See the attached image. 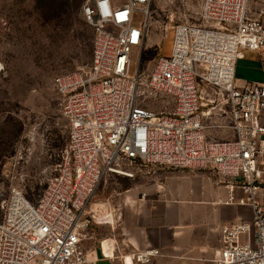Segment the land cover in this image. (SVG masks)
I'll list each match as a JSON object with an SVG mask.
<instances>
[{
    "label": "built area",
    "instance_id": "obj_1",
    "mask_svg": "<svg viewBox=\"0 0 264 264\" xmlns=\"http://www.w3.org/2000/svg\"><path fill=\"white\" fill-rule=\"evenodd\" d=\"M200 1V23L178 24L171 56L158 58L145 76L140 61L152 0H86L92 60L53 81L67 143L36 203L16 188L2 203L0 264H96L86 242L89 204L101 183L154 168L211 171L229 193L227 205L252 212L250 221L222 228L213 258L167 264H264V83L239 85L235 76L245 53L264 52V0ZM147 99L168 101L173 110L155 112L143 105ZM225 107L229 121L221 127L232 137L207 139L206 118ZM112 247L105 254L101 243L102 258L126 264ZM129 254L134 264L162 256L155 248Z\"/></svg>",
    "mask_w": 264,
    "mask_h": 264
},
{
    "label": "rangeland",
    "instance_id": "obj_2",
    "mask_svg": "<svg viewBox=\"0 0 264 264\" xmlns=\"http://www.w3.org/2000/svg\"><path fill=\"white\" fill-rule=\"evenodd\" d=\"M85 2L0 0V214L2 203L14 188L31 203L37 202L66 146L68 123L53 81L88 66L92 60L94 31L82 15ZM200 4V0H152L150 28L140 61L145 76L158 58L171 56L178 24L200 23ZM133 64L131 76L139 64L138 54ZM168 103L147 99L143 105L158 113H169L173 105ZM218 111L205 120L209 140L232 137L231 131L221 127L229 121L227 107ZM199 173L197 169L154 168L135 178L106 177L89 204L93 232L86 242L87 249L97 250L101 256L102 241L115 237L124 240L122 229L132 223V210L148 205L171 203L165 210L168 221L181 226L184 233L194 230V234L202 235L216 213L210 203L213 187L220 186L212 172L207 175L214 186L204 184L207 178ZM174 188H178L175 196ZM263 197L260 191L258 200L264 202ZM228 198H222V204H227ZM97 204L112 215L113 223L107 215L95 214ZM97 264L111 263L100 260Z\"/></svg>",
    "mask_w": 264,
    "mask_h": 264
},
{
    "label": "crops",
    "instance_id": "obj_3",
    "mask_svg": "<svg viewBox=\"0 0 264 264\" xmlns=\"http://www.w3.org/2000/svg\"><path fill=\"white\" fill-rule=\"evenodd\" d=\"M235 76L239 85L264 83V52L245 53V57L237 64ZM200 171L199 174L207 178L204 184L213 185L211 177L207 175V172L211 171ZM213 188V199L210 203L214 206L216 213L202 235L194 234L192 232L194 230H186L191 232L184 233L181 226L168 221L165 216L166 205L171 204L168 203L156 207L141 206L137 210H132V223L122 229L124 234L121 237L125 239L116 240L115 237V239L105 240L115 243V255L121 261L124 257L130 256V254L124 255L125 252H139L148 248L160 250L162 256L158 264L176 263L181 260L197 261L203 257L213 258L222 247V228L240 220L250 221L252 218V212L248 207L222 204V198L229 197L227 189L223 186ZM175 189L178 188L173 189V196L176 195ZM236 196L241 197L239 191H236ZM110 222L113 223L112 215ZM95 251L98 262L107 260L113 264L110 260L103 259L97 250Z\"/></svg>",
    "mask_w": 264,
    "mask_h": 264
},
{
    "label": "bare ground",
    "instance_id": "obj_4",
    "mask_svg": "<svg viewBox=\"0 0 264 264\" xmlns=\"http://www.w3.org/2000/svg\"><path fill=\"white\" fill-rule=\"evenodd\" d=\"M94 208H95V211H94L95 214H97L99 216H106L107 215V217L109 219H111V215L108 214L107 212H105V208L103 205L97 204V205H94ZM102 243H103V252L105 254H111L112 250H113V247H112L113 242L111 240H104ZM123 260L126 264H134L131 255L124 257Z\"/></svg>",
    "mask_w": 264,
    "mask_h": 264
}]
</instances>
